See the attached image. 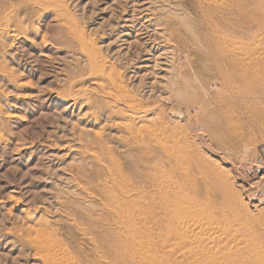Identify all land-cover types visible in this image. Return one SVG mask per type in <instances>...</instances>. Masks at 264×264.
<instances>
[{"label": "rangeland", "instance_id": "374dc122", "mask_svg": "<svg viewBox=\"0 0 264 264\" xmlns=\"http://www.w3.org/2000/svg\"><path fill=\"white\" fill-rule=\"evenodd\" d=\"M261 7L253 1L232 40L263 58L232 65L204 42L211 20L193 0H0V264H42L49 252L69 264H201L208 249L210 264H264ZM126 105L142 113L133 127L151 155L122 144L130 122L105 119L130 116ZM184 148L209 197L162 191L145 202L153 214L121 213L120 186L177 182L170 166Z\"/></svg>", "mask_w": 264, "mask_h": 264}, {"label": "bare ground", "instance_id": "6f19581e", "mask_svg": "<svg viewBox=\"0 0 264 264\" xmlns=\"http://www.w3.org/2000/svg\"><path fill=\"white\" fill-rule=\"evenodd\" d=\"M195 3L198 4L199 8H204L208 14H207V19L211 20V21H208V24H209V28H210V34H211V38L214 37V41H212V39L207 38V41H204L205 43H210V44H214V46L216 47V52H218V57L222 63H227V64H236L239 62L240 63H245L246 61H252L254 56L256 58H263L261 55L259 54H254V52L252 51L253 49L250 48L248 49L247 47L245 46H241V45H238L236 43V41L234 42L232 40V36L236 33L237 31V24L239 23V17L241 16L243 18V22H246V20L248 22L252 21L253 20V13L251 12V9H250V6L252 5L253 1L254 0H243V2L241 4H235L233 0H193ZM255 1H259L260 0H255ZM38 2V1H37ZM249 8L247 10H242L240 11V14L238 16H236V9H239L240 8ZM258 13L261 14V16H264V8H259L258 10ZM238 14V13H237ZM233 15V16H232ZM237 20V21H236ZM205 25V24H204ZM219 27V29L217 28ZM207 28V27H205ZM221 28V29H220ZM239 28V27H238ZM218 29V30H217ZM8 30V29H7ZM160 30V29H159ZM201 30V29H200ZM204 30V29H203ZM218 31H221L218 32ZM19 32V31H18ZM258 32V31H257ZM20 33V32H19ZM258 35V34H257ZM200 36V35H199ZM257 37V36H256ZM201 38V37H200ZM204 38V37H203ZM259 38V37H258ZM202 40V39H201ZM205 40V39H204ZM263 54V53H262ZM89 57V56H88ZM91 57H89L90 59ZM88 59V60H89ZM92 59V58H91ZM93 61V59H92ZM91 61V63H92ZM94 63V62H93ZM91 65V64H90ZM254 65V64H253ZM252 66V65H251ZM93 68V66H91ZM90 67V68H91ZM262 67V66H261ZM91 68V69H92ZM98 68V66H97ZM238 69V68H237ZM255 73V72H254ZM241 75V74H240ZM260 77V76H259ZM253 79V78H251ZM263 79V78H262ZM259 81H263L260 79H258ZM256 81V80H254ZM252 83V82H251ZM259 83V82H258ZM262 84V83H261ZM249 85V83H248ZM253 87V86H252ZM257 88V87H256ZM261 91V90H260ZM123 92V91H122ZM124 94V92L122 93ZM121 94V95H122ZM263 94V93H262ZM110 95V94H109ZM115 96V95H114ZM124 96H122L123 98ZM118 98V97H117ZM263 98V97H262ZM76 99V98H75ZM125 99V98H124ZM126 99H127V96H126ZM131 99V98H130ZM252 99V98H251ZM115 100V99H114ZM129 100V99H128ZM134 101V100H133ZM254 103L257 104L260 109L264 112V105L260 104V102L256 99H253ZM120 102V101H119ZM125 102V101H124ZM239 105L242 107V110L244 111H247V110H250L251 106H253L252 104L248 103L246 99L244 98H241L239 100ZM242 103V104H241ZM129 104V103H128ZM131 105H132V102H131ZM134 105V103H133ZM136 105V104H135ZM139 105V104H138ZM137 105V106H138ZM256 107V106H255ZM254 107V108H255ZM125 108L127 110L130 111L131 115L130 116H126L122 113V111H120L119 113H112V112H109L108 114H106V120H108L107 118H114V119H118V120H125L127 122H130V124H126L125 127H124V130L127 132L128 136L127 137H123L121 138V142L122 144L126 145V147H128L130 150H136L137 153L139 155H144V152H148V154L151 155V149L150 147H148V145H146V142L144 143V140H140L141 139V130L140 128H137L136 127H133V125H135V123L137 124L139 118H140V114L142 113H139V110H136L134 107L132 106H128L126 105ZM146 110V109H145ZM219 115V114H218ZM138 116V117H137ZM223 118V119H222ZM222 119V120H220ZM220 119H218L220 122H221V127L225 130H228V131H232V123L234 122L233 119H230L228 118L227 116H224V117H221L220 115ZM227 119V120H226ZM241 119V118H239ZM242 119H244V115H242ZM137 121V122H136ZM240 122V121H239ZM249 124H251V119L249 118V121H247ZM235 125V124H234ZM242 125V124H241ZM244 125V123H243ZM140 126V125H139ZM220 126V125H218ZM238 128L240 127L239 125L237 126ZM249 127V126H248ZM149 129V128H148ZM153 130V128H151ZM150 129V130H151ZM151 130V131H152ZM222 130V129H221ZM149 131V132H151ZM224 131V130H223ZM154 132V130H153ZM234 133V135L236 137H239V138H242V139H245V137L247 138L246 135H240L239 136V132L237 129H235V131H232ZM155 133V132H154ZM152 133V134H154ZM232 134V133H231ZM139 136V138H138ZM153 137L152 139V142H153V145L157 146V145H161V142H162V139H160L158 136H151ZM167 142V141H166ZM165 142V143H166ZM208 145V144H207ZM136 146V147H135ZM168 146V145H167ZM166 153H168L167 156H169V152L168 151H165ZM172 152V151H171ZM175 154H176V151H174ZM174 154V153H173ZM189 153L188 151L184 148L182 151H181V158L179 161L177 160L175 163H172V165L170 166V169L173 173V175L177 178V182L175 183H170L167 181L166 178H164V182H162V184L160 185V187L154 185V179L153 178H147V180H145V184L146 185H143V187L140 185V183H133L131 185H125L124 183V186H120L119 188V192L121 194V197H117V196H114V200H112L115 204H119L120 208H121V213H125L127 214L129 217H132V218H136L138 215H142L145 210L149 213V214H153L154 213V209H152L151 207H148L145 205V202H148V200L150 199L152 202L156 199L157 195H159L162 191L168 196H175L176 194H182L184 191H187L189 193H192V194H195V196H197L196 198H199L201 196H205L206 198L209 197V191L207 192V189L206 187L202 188V185L198 182H197V176L199 178V181L200 182H203L206 177H207V173L205 172V170H202V168L200 169H197V166H194V168L190 167L189 165H186V159L188 157ZM198 170V171H197ZM158 174V173H157ZM172 176V175H171ZM196 176V178H195ZM160 177H164L163 174L160 175ZM159 177V178H160ZM161 179V178H160ZM116 181V180H115ZM81 184V183H79ZM109 184V183H108ZM100 185V183H99ZM148 188L151 190V192H148L146 193V191L143 190V188ZM194 191V192H191ZM112 194V193H111ZM114 194V193H113ZM168 197H159V201H158V204L161 202V201H166V206H170V199ZM205 198V199H206ZM98 200V199H97ZM68 201V200H67ZM174 202V201H173ZM64 204V203H63ZM62 204V205H63ZM67 204V203H66ZM178 204V202H177ZM181 204V203H180ZM172 205V204H171ZM172 207V206H171ZM176 207V205H175ZM151 208V209H150ZM185 208V207H184ZM176 209V208H175ZM189 209V208H188ZM183 212L187 209H182ZM188 211V210H187ZM186 212V211H185ZM201 213V212H200ZM185 215V213H184ZM189 215V214H188ZM194 215V214H193ZM205 215V214H204ZM90 217V215H88ZM208 216V214H207ZM104 217V216H102ZM204 217V216H203ZM92 218V217H91ZM117 218V217H116ZM76 219V218H75ZM108 220V219H107ZM186 221L188 220L187 218L185 219ZM191 220V219H190ZM195 220V219H194ZM193 220V221H194ZM210 220V219H209ZM73 221V220H71ZM70 221V222H71ZM184 221V220H183ZM197 221V220H195ZM199 221V219H198ZM188 223L191 221H187ZM123 223V222H122ZM181 223V222H180ZM184 224L182 227L183 230H185L187 233L190 232V234H186L184 232V234L190 236L191 233L192 235L194 234V231L198 228H194L192 227L191 224ZM194 223V222H193ZM196 223V222H195ZM201 223V222H200ZM101 224V223H100ZM216 224V223H215ZM126 225V224H125ZM204 225V224H203ZM201 225V227L203 226ZM213 225V224H212ZM181 226V225H180ZM194 226V225H193ZM205 226V225H204ZM202 227L204 228V232L206 234L209 235L210 231L209 230V227L206 225L205 227ZM103 227V225L101 226ZM100 227V229H102ZM105 227V226H104ZM196 227V225H195ZM200 228V226H197ZM213 227V226H212ZM210 227V228H212ZM221 228V227H220ZM130 229V227H129ZM214 228H212L213 230ZM182 230V231H183ZM200 232L201 230L203 231V229H199ZM132 231V230H131ZM209 231V232H208ZM111 233V232H110ZM134 233V232H133ZM213 233V231H212ZM219 233V232H218ZM204 234V233H203ZM202 234V235H203ZM191 235V237H192ZM196 235V234H195ZM201 235V236H202ZM214 235V233H213ZM51 236V235H50ZM49 236V237H50ZM135 236V234H134ZM133 236V238H134ZM172 236V235H171ZM205 236V235H204ZM221 236V235H219ZM229 236V235H228ZM110 237V236H109ZM139 237V235H138ZM206 238V237H205ZM224 238V237H223ZM230 238V237H229ZM234 238V237H233ZM34 240V238H32ZM96 239L98 240V242H101L102 244L104 243L105 244V241H106V235H100V234H97L96 235ZM114 239V238H113ZM172 239V242L174 240V238H170L169 240ZM190 239V238H189ZM204 239V238H203ZM231 239V238H230ZM110 240V238H109ZM168 240V241H169ZM192 240V239H191ZM190 240V242H191ZM194 240V243H195V239ZM205 240V239H204ZM111 241V240H110ZM176 241V240H175ZM185 241V240H184ZM198 241V240H197ZM186 242V241H185ZM199 243H201L200 241H198ZM207 242V241H206ZM212 242V241H211ZM222 242V241H221ZM94 243V242H93ZM170 243V241H169ZM192 243V242H191ZM189 243V244H191ZM205 243V241H204ZM41 244V243H40ZM173 244V243H172ZM188 242H186V246H187ZM210 242L209 243H205V244H202V250L204 248V246L207 248L209 247L210 245ZM221 244V243H220ZM111 245V244H110ZM174 245V244H173ZM222 245V244H221ZM229 245V244H228ZM45 246V245H44ZM97 246V245H96ZM103 246V245H102ZM148 246V245H147ZM172 246V245H171ZM215 246V245H214ZM218 246V245H217ZM216 246V247H217ZM223 246V245H222ZM221 246V247H222ZM55 247V246H53ZM110 247V246H109ZM108 247V248H109ZM200 247V246H199ZM212 247V246H211ZM214 247V248H216ZM168 248V247H167ZM55 249H57L55 247ZM183 249V248H182ZM185 249V248H184ZM213 249V248H212ZM218 249V248H216ZM45 250V249H44ZM48 250V249H47ZM167 250V249H166ZM177 250V249H176ZM215 250V249H214ZM58 251V250H57ZM62 251V250H61ZM170 251V250H169ZM204 251V250H203ZM53 252V251H52ZM188 252V250H187ZM186 252V255L188 254ZM191 252V251H190ZM208 249L207 250V255L205 254V258H204V262H201V264H210L211 262H213V252ZM58 253V252H57ZM62 253V252H61ZM185 253V252H184ZM105 254V253H104ZM211 256H210V255ZM185 255V256H186ZM68 256V255H67ZM40 257V256H39ZM43 259L42 260V264H69L67 263L65 260H63L62 257H59L56 253H47L45 256H42ZM66 257V256H65ZM96 257V256H95ZM160 257V256H159ZM189 257V256H187ZM186 257V258H187ZM219 257V256H218ZM68 258V257H67ZM37 259V258H36ZM40 259V258H39ZM101 259V258H100ZM184 259V258H183ZM192 259V258H191ZM72 260V259H71ZM186 260V259H185ZM190 260V259H189ZM188 260V261H189ZM100 261V260H99ZM194 261V259H193ZM219 261V260H218ZM76 262V261H75ZM187 262V261H186ZM221 262V261H220ZM235 262H238L235 260ZM234 261H232L233 264H235ZM73 264H77V263H74ZM169 264V262H168Z\"/></svg>", "mask_w": 264, "mask_h": 264}]
</instances>
